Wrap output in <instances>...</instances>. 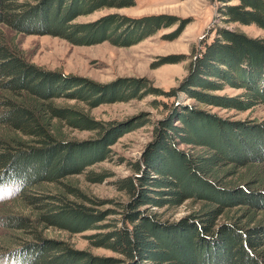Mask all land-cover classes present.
<instances>
[{
    "label": "trees",
    "instance_id": "trees-1",
    "mask_svg": "<svg viewBox=\"0 0 264 264\" xmlns=\"http://www.w3.org/2000/svg\"><path fill=\"white\" fill-rule=\"evenodd\" d=\"M231 2L233 0H219ZM135 0H0V188L20 194L28 214L0 216L18 245L5 252L6 264H264V123L224 120L200 108L178 104L156 122L155 141L133 161L131 175L113 183L129 200L119 202L120 220L103 224L115 210L91 196L76 176L92 182L111 176L88 170L111 157V146L134 127L96 119L104 103L139 97L135 79L102 85L48 71L30 63L5 28L58 36L76 45L109 41L133 45L153 35L171 17L107 14L75 22L105 8H125ZM226 23L256 24L264 30V0L222 4ZM191 64L188 78L170 96L225 109L248 110L264 102V39L218 27ZM225 84L244 88L238 97L217 96ZM145 87V86H144ZM75 100L74 104L57 102ZM82 103V105H81ZM89 131V139L70 132ZM191 147L186 152L178 145ZM35 191V193H34ZM191 201L199 205L176 220L163 218ZM164 209L162 213L152 211ZM71 233L98 230L92 245L121 257L98 256L44 235V228ZM3 259V258H1Z\"/></svg>",
    "mask_w": 264,
    "mask_h": 264
},
{
    "label": "rangeland",
    "instance_id": "rangeland-1",
    "mask_svg": "<svg viewBox=\"0 0 264 264\" xmlns=\"http://www.w3.org/2000/svg\"><path fill=\"white\" fill-rule=\"evenodd\" d=\"M135 2V5L131 7L105 8L75 20V22H90L112 13L130 17L151 14H164L171 17L170 24L133 45L118 46L109 41L94 45H76L58 36L27 34L5 28L7 36L15 40L28 61L45 70L81 76L102 85L131 79L143 84L139 97L90 108L91 114L96 119L116 122L118 126L132 125L141 119L146 120V123L134 127L111 146L112 152L109 159L96 163L88 169L97 174L108 172L111 176L100 183L89 181L85 174L74 177L88 194L107 201L100 207L101 210L117 211L108 215L103 224L121 219L119 212L122 208L118 204L126 203L129 197L119 191L113 182L133 174L129 165L140 159L150 144L155 141L156 122L170 114L172 108L167 107H170L175 100L178 104L206 110L224 120L264 123V102L248 110H237L203 103L181 91L176 96H170L172 90L178 89L188 78L192 62L199 51L204 50L205 42L214 40L218 27L240 30L251 37L264 39V30L256 24L226 23L219 16L220 5L237 4L239 0L228 3L219 0H135ZM243 92H245L244 88L225 84L223 89L211 91L210 94L238 97ZM57 102L76 103L73 99H58ZM70 136L84 140L92 138L94 133L72 130ZM178 147L186 152L191 150L190 146L184 144ZM12 193V189L0 188V216L14 212L28 214L30 208L25 203L19 202L20 194L11 197ZM190 202L188 201L175 211L167 212L163 218L173 221L191 213L199 205H193ZM152 211L162 213L164 209L151 208L149 212ZM263 216L264 212H261L257 220ZM95 232L99 231L71 233L52 227L43 229L46 237L66 241L76 249L86 250L98 256L121 257L110 249L92 245L88 236ZM17 245L10 231L0 224V264H6L5 252L13 251Z\"/></svg>",
    "mask_w": 264,
    "mask_h": 264
}]
</instances>
